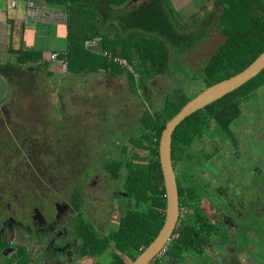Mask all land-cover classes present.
Listing matches in <instances>:
<instances>
[{
	"label": "trees",
	"instance_id": "1",
	"mask_svg": "<svg viewBox=\"0 0 264 264\" xmlns=\"http://www.w3.org/2000/svg\"><path fill=\"white\" fill-rule=\"evenodd\" d=\"M31 1L37 6H41L39 3L43 6L53 4L63 9L67 44L64 50L53 51V49L49 60L43 59L39 62L40 68L33 66L31 69L26 68L21 71L18 64H0V73L15 86V91L17 88L20 89L15 94L16 99L27 101V113L15 114L14 117L21 120L15 124L21 127L20 124H24L22 121L27 119L30 127L39 126L40 132L44 129L42 133L38 131L35 133L32 131L33 128L29 129L32 133L28 130L23 132L10 123L11 134L5 130L0 132V148H4L2 143L11 142L10 136L18 143L21 142L25 150L27 141L31 142V148L36 146L37 151L42 148L40 151L42 153L47 148H44V145L50 144L62 153L63 159L60 166L64 170L73 168L74 171L86 172L91 168L96 169L99 161L102 160L105 172L113 179L121 181L124 190L128 193L127 199L141 193L145 200H149V211L144 214L143 225H127L129 231L143 234L138 246L137 239L134 237L127 240L128 245L137 246L138 249L144 246L147 250L160 236L166 223L168 201L160 155L164 130L189 101L207 88L238 74L264 51V0H213L210 6L206 7L202 4L197 11L194 10L190 14L184 10V14H187L185 17L176 13L171 0H141L139 2L138 0H27V4ZM212 5L221 7L215 18L211 17L212 12L209 10ZM214 22L217 23L218 30L226 36L223 44L198 72L191 68L198 75L197 77L187 81V78L183 80L184 75H181L179 84L166 95L160 109H146L140 126L126 128L124 124H117L113 135L115 138H105L107 128L100 125L99 131H103L104 135L101 137L96 135L99 139L85 135L74 136V125H72L74 123L65 125L63 130H57L55 127L48 128L52 124H65L64 121L54 120L55 115L49 114L51 115L47 117L49 121L44 118L50 111V98L54 87L51 79L56 75L70 74L75 77L84 75L85 78L86 75H90L89 73H94L96 75L93 76L105 75L113 79L126 73L134 92L139 93L141 88L146 92L151 91L153 86L150 82L164 76L170 63L174 65L179 62L180 64L182 58L193 53L211 36ZM97 38H99L97 45L88 44L90 40ZM24 52L32 53L34 56L33 52L37 51L32 49ZM38 52L39 56L43 55L42 50ZM55 52L59 53L60 59L67 62L66 72H62L59 62L52 59V54ZM121 61H126L128 65H123ZM51 65H57L59 74L52 71ZM19 71L22 76L28 78L26 83L17 77L13 81L10 74L15 72L20 77ZM66 81L68 84L73 82L69 79ZM181 85L186 87L200 85L202 90L197 94ZM263 87L264 70L241 87L189 116L175 132L173 160L178 175L181 202L185 206L187 200L192 197V208L199 210L197 215L200 218L191 219L188 216L186 224L190 226H184L176 232L178 238L171 243L166 257L157 264H177L185 260L188 254L198 259L202 257V251L206 249L204 223L207 222L201 213L204 206L202 202L204 194L201 193V183L185 171L184 164L191 163V166L197 170L202 167L213 168L211 162H217V166L219 165L216 154L217 141L222 144L228 143L239 149V144L247 146V138L259 137L252 135V130L257 127L261 131L264 130L261 123L264 116L260 118L256 110L255 120L245 127L247 130L245 133L238 134L234 130L245 119H251L245 115L241 104L251 100ZM147 99L151 101V96L147 95ZM29 103H31L30 106ZM84 103L88 101L85 100ZM59 104L60 102H58L60 107ZM14 109L10 108L8 112ZM57 115L64 118L69 116L61 110ZM31 117H35L37 121H30ZM105 118L113 121L109 117ZM83 131L76 127L78 134H82ZM109 131L111 134L110 127ZM53 134L57 135L53 136ZM245 134H248L246 139ZM205 135H211L209 139L204 137L208 145H212V148L209 146L207 148L209 153L195 148L196 140ZM87 140L93 145L90 146ZM128 142L133 144V149L137 148L142 152L130 149L127 146ZM246 148L245 151L248 150V147ZM220 149L222 150L221 147ZM240 149L241 153L238 150L236 154L237 166L240 165L238 160L242 161L243 156L247 155L250 158L257 156L252 151L248 155V152L242 151V147ZM97 150H108L110 153L99 158L101 156L95 155ZM262 156L264 160V154ZM258 157L261 161V156ZM4 159L5 157L0 161ZM42 159L43 154L40 160ZM30 161L34 162L33 157ZM46 162L56 165V160L51 154H47ZM91 162L94 163L91 164ZM251 164L261 166L254 161ZM228 167L230 168V165ZM25 168L28 169L26 166ZM63 174L65 177H71L70 171H65ZM187 188L191 191L187 192ZM156 207L162 210L158 220L155 218ZM130 212L133 216L136 215V211L132 210L129 211V217ZM212 234L213 231L210 235ZM210 239H207L208 243ZM101 242L103 239L95 238L93 249L96 253L98 250V252L105 250V247L100 245ZM167 258L171 261L166 262ZM115 264L125 263L116 262Z\"/></svg>",
	"mask_w": 264,
	"mask_h": 264
},
{
	"label": "flooded vegetation",
	"instance_id": "2",
	"mask_svg": "<svg viewBox=\"0 0 264 264\" xmlns=\"http://www.w3.org/2000/svg\"><path fill=\"white\" fill-rule=\"evenodd\" d=\"M250 118L249 124L255 120L253 117ZM5 122L1 123L5 125H1L0 129L11 134L10 123L13 121L6 120ZM261 123H263L262 120ZM6 125L10 128L7 129ZM241 125L245 127L246 122L236 127L235 133ZM14 127H18L17 124ZM246 131L244 129L239 133ZM105 133L107 134L105 138H115L113 130L111 134L109 129ZM209 136L205 135L202 138L208 137L209 139ZM9 138L11 142L2 143L4 149L8 151H5L4 156H0V160L5 157L3 161H0V264H115L116 262L134 264L139 259L146 251L144 246L139 249L137 247L143 234L129 231L128 226L143 225L144 214L149 211V200H145L141 193L127 199L128 193L124 190L121 181L113 179L105 172L102 160L99 161L96 169L91 168L86 172L74 171L73 168L64 170L60 166L61 159L53 154V150L47 149L46 145L42 153L40 152L42 148L37 151L36 146L31 148V142L27 141L25 150L21 142L18 143L12 136ZM87 141L90 146L93 145L92 142ZM220 144L222 143L217 141V152L222 151ZM208 146L212 148L211 144L206 145L207 148ZM206 147L203 146L201 152H206ZM222 147L227 148L228 151L233 149V146L228 143ZM241 147L245 152L244 145ZM95 153L97 157L103 158L110 152L97 150ZM42 154L43 159L40 160ZM47 154L54 156L55 166L46 162ZM13 155H17L20 162L13 160ZM31 157L34 162L30 161ZM218 161V166L217 162L213 164L211 162L214 167L208 168L206 170L208 174H202L201 178H197V174L193 171H203L205 167L200 170L195 167H191L190 171L185 170L201 183V193L204 194L202 201L204 206L201 213L207 221L204 223V226L206 225L204 244L206 249H203V255L198 262L188 254L185 260L177 264H189V262L195 264H264V221L256 217L261 223H257L258 227L252 223L247 225L248 215H251L247 212V209L251 208V204L247 203V196L264 205V193L260 190L264 191V184L261 186L259 183L260 179L264 182V165L243 166L240 162V166H237L236 156L230 161V168L225 167L224 161L219 157ZM188 164L190 163L184 165ZM215 168L217 170L214 172ZM65 171L71 172L74 183L58 186L60 189L47 183L46 175L65 177L63 174ZM103 180L105 182L101 183ZM55 190L60 194L65 191L66 198L65 200L58 199L56 205L52 207L49 203L53 201L51 193ZM95 191L98 192V196L95 197L98 198L96 203L92 201L90 194L91 192L94 195ZM190 191L191 189L187 188V192ZM181 199L180 194L181 218L176 232L184 226H190L186 224L188 216L191 219L200 218L197 215L199 210L192 208V197L187 200L185 206L182 205ZM216 200H219L217 205L221 204V207L216 206V209H213L212 203ZM87 205L93 207L99 215L103 211L98 221H94L97 218L94 214L91 216ZM132 210L136 211V215L133 216L130 212L129 217V211ZM155 210V218L158 220L162 210L157 207ZM261 212H264V208H261ZM255 213L260 217L259 212L255 211ZM73 224L82 231L73 229ZM212 231L213 234L210 235ZM176 232L173 241L178 238ZM81 237L85 242L83 244L79 243ZM130 237L137 239L136 247L128 245L127 240L131 239ZM95 238L103 239L100 245L105 247V250L96 253L93 249ZM208 238H211L210 243L207 241ZM120 246L123 248H119ZM81 248L84 250L82 253ZM169 248L151 264H157L158 261L164 259ZM253 251L258 252L255 256L256 260L251 258ZM190 256L191 259H189ZM169 260L167 258L165 261L170 262ZM200 260L205 263H201Z\"/></svg>",
	"mask_w": 264,
	"mask_h": 264
},
{
	"label": "rangeland",
	"instance_id": "3",
	"mask_svg": "<svg viewBox=\"0 0 264 264\" xmlns=\"http://www.w3.org/2000/svg\"><path fill=\"white\" fill-rule=\"evenodd\" d=\"M141 0H138V2ZM213 0H171L172 6L174 7L176 13L179 15L182 14V17H185L184 10L188 12L189 14L192 13L194 10L197 11L198 7L202 4H205L206 7L210 6L212 4ZM198 3V4H197ZM20 7L22 9H25L26 3L21 0L19 2ZM186 5V6H185ZM209 10L212 12L211 17L215 18L218 15L219 9L221 7H215L214 5L211 6ZM186 8V9H185ZM180 11V12H179ZM177 15V16H178ZM63 17L65 19V13H54L53 18L51 19H57V18ZM49 18H47L48 20ZM218 20V18H217ZM39 23H49V22H39ZM35 24H37L35 22ZM52 25H50L51 27ZM52 35V34H51ZM225 34L222 31L218 30L217 23L214 22L213 28L211 30V36L207 38V40L201 44L200 47H198L193 53L187 55L185 58H182L180 61L181 63L179 64L176 63L173 65V63L169 64V69L166 71V74L164 76H160L154 81H151L150 84H152L151 91L146 92L143 90V88L140 89L139 93H136L132 90V84L130 81V78L128 74L122 73L118 75L117 77L111 79L109 77H106L105 75H96L94 73H89L90 75H86L84 78V75L80 76H73L70 74L62 75L59 74V70L57 65H51L53 66L52 71H54L56 74H59L58 76L56 75L53 77L51 82L54 84V87L52 88V96L50 98V111L47 112L46 116L44 118L48 120L47 117L51 115H55L56 117H53L54 120H57L58 122L64 121L65 124H58L54 125L52 124L51 126H48V128L52 129L53 127L57 128V130H63L64 126L67 124H72L74 125V136H93L94 138L96 135H99L100 137L103 136V131H99V126L102 125L104 128H107L113 130L115 132L117 124H124L126 128H132L134 126H140L142 124L141 119L144 116V112L146 109H151V110H157L160 109L163 104L166 95L173 89L175 85H178L180 82V77L183 74V80L187 78V81L189 79H193L197 77L196 73L194 71H199L202 66L209 61L212 56L217 52L218 48L220 45L223 44L225 41ZM52 41H56L54 38H49L45 39L43 41V38H39V44L43 43V55L49 59L52 50L54 48L60 49L61 45L60 43H56L55 45L52 43ZM37 46H39L37 44ZM40 47V46H39ZM40 49V48H39ZM179 65V66H178ZM194 70H192V69ZM62 72H65L62 68H60ZM72 80L73 82L68 84L66 80ZM185 89L188 87L190 88L189 91H193L194 93H199L200 90V85L199 86H190L187 85H181ZM11 87V86H10ZM20 90L19 88H17ZM17 92V90H16ZM147 95L151 96V101L147 99ZM72 96V98H71ZM87 100L88 103H84V101ZM58 102H60V107L58 106ZM16 103L18 104V107H14L15 109L12 112H7V113H1L0 111V127L4 126L1 123H6L5 121L11 120L13 121V124L17 123L19 119H16L14 116L15 114H21V113H27V101H22V100H16ZM26 103V104H25ZM23 104V105H21ZM31 103H29L30 106ZM14 106V105H13ZM241 106L244 107V111L246 116L253 117L255 118V110L258 113V116L260 118L264 116L263 110L264 109V87L259 89L256 94L251 98V100L244 102L241 104ZM9 108V107H8ZM249 109V110H248ZM257 109H259L257 111ZM60 110L64 114H69V116H66L65 118L57 115L60 113ZM56 111V112H55ZM51 114V115H49ZM253 114V115H252ZM252 115V116H251ZM105 117H109L113 121H109V119H106ZM23 119V118H22ZM21 121V120H20ZM19 121V122H20ZM30 121L35 122L37 121L35 117H31ZM263 121V129H264V117L262 118ZM115 123L112 125V123ZM246 125L250 123L249 119H245ZM24 124H20L21 127H18L19 130H22L23 132L27 130L32 133L29 129L33 128L32 131L35 133L38 131L39 133L41 129L39 126L30 127V125L27 122V119L22 121ZM26 124V125H25ZM2 125V126H1ZM19 125V124H18ZM29 125V126H28ZM76 127H79L83 129L84 131L82 134H78L76 132ZM244 126H240V128L237 130V133H239L241 130H246ZM6 128L9 129L10 126L6 125ZM120 129V128H119ZM118 129V132H119ZM2 129H0L1 132ZM102 132V133H101ZM34 134V133H33ZM57 134H53L55 136ZM252 135L259 136V137H253V138H247L248 134H245V139L247 142V146L244 145V148L248 150L245 152H248L247 154L250 155L251 151L257 156L254 157H249V156H243V160L239 161L238 163L242 162L243 166H249L251 162L259 163L261 166L264 165V160H263V154H264V130L261 131L260 128H255L252 130ZM211 138V135L209 136ZM31 139V138H30ZM86 139V138H85ZM96 139H99L96 137ZM57 141V136L55 137V142ZM208 142L204 138H198L196 140L195 148L202 150L203 146L206 147ZM230 145V144H229ZM128 146L130 149H133L134 146L130 142H128ZM221 146H226V144ZM233 146V145H232ZM238 147L233 146V149L228 151L227 148L222 147V151L217 152V156L224 161V166L228 167L230 164V161L234 156H236L237 151L241 153L240 147L242 146L241 144L238 145ZM47 149L53 150V154L58 158V159H63V155L61 152L56 150L54 147H52L50 144H46ZM207 148V147H206ZM16 149V148H15ZM65 150V147H64ZM137 152H142L140 149H133ZM5 151L7 152V149L0 148V156H4ZM244 151V150H242ZM22 153H24L23 150H21ZM206 153H209V150H206ZM103 154V152H102ZM97 156V154L95 153ZM53 158L54 156L51 155ZM261 156V161H259V157ZM257 158V160H256ZM13 160H18L20 162V159L17 156L12 157ZM55 159V158H54ZM255 159V160H251ZM215 162H212V164ZM191 164V163H190ZM190 164L184 165V169L190 171L191 167ZM240 166V165H238ZM250 166H255L254 164ZM193 168V167H192ZM210 168V167H208ZM199 172L193 171L194 174H197V178L203 177L202 174H208L207 169ZM217 170V168L214 169V172ZM46 172V171H45ZM45 178L47 179V183H51L54 185V188L60 189L58 186H63L66 183L71 184L74 183V178L72 177H63V176H53V175H46ZM67 181H66V179ZM210 181V180H209ZM105 180L101 181V183H104ZM211 182V181H210ZM212 183V182H211ZM260 185L262 186L264 182L260 179L259 180ZM98 190V189H97ZM263 193L264 191L260 189ZM64 192V193H63ZM60 194L57 192V190L53 191L51 193V196L53 198V201L50 202V206H55L58 201V199L65 200L66 198V192L63 191ZM94 193V192H93ZM91 194V199L95 203L97 202L98 198H95L98 196V192L95 191L94 195L90 192ZM91 201V200H90ZM219 203V200H216V202L212 203L213 209H216L217 207H221L220 205H217ZM247 203L251 204V208L247 209V212L251 215H248L249 219L247 221L248 223H252L255 226L258 224H261L258 222L256 217L259 219L261 218L262 221H264V212H261V208H264V205L262 202L255 201L253 198L247 196ZM106 206V205H104ZM235 206V205H234ZM89 208V213L94 214L96 216V220L98 221V218L103 214V211L100 213L97 212L93 207L87 205ZM96 211V212H95ZM255 211L259 212V216H256ZM73 229L75 228L76 230H80L79 227L72 225ZM258 227V226H257ZM220 228H222V224H220ZM88 235H90L88 233ZM241 241V239H239ZM81 244L85 243L83 241V238L81 237ZM239 247V246H238ZM83 248H81V253L83 252ZM99 251V250H98ZM258 252L253 251L251 258L253 257L254 260H256L255 256ZM211 255V253H209ZM193 260L196 262L199 261V259L195 256L192 257ZM191 259V256L190 258ZM202 259V258H201ZM209 259V258H208ZM242 259V258H241ZM86 260V259H84ZM170 261V260H169ZM201 263H205V261L200 260ZM85 262V261H83ZM189 262V261H188ZM187 262V263H188ZM189 264H195V263H190Z\"/></svg>",
	"mask_w": 264,
	"mask_h": 264
},
{
	"label": "crops",
	"instance_id": "4",
	"mask_svg": "<svg viewBox=\"0 0 264 264\" xmlns=\"http://www.w3.org/2000/svg\"><path fill=\"white\" fill-rule=\"evenodd\" d=\"M21 1V0H20ZM26 3L27 0H23ZM49 12L65 13L60 6L47 4L43 6ZM26 7L22 9L20 4L15 9L10 7L9 0H0V64H18L19 70L24 71L26 68L37 67L40 68V61L47 59L44 55L39 56V50H43V43L39 44V38L45 39L54 38L56 41H52L55 45L60 43L61 48H54L53 51L64 50L66 48L67 40L65 38L64 26L66 19L63 17L57 19H48L49 23H37L26 20ZM50 25H52L50 27ZM52 34V35H51ZM37 44L40 46H37ZM40 48V49H39ZM32 53L23 51H31ZM52 51V52H53ZM13 72V81L17 79L26 83L27 77L22 76L19 71ZM11 86V87H10ZM17 92L20 90L16 89ZM16 91L15 86L8 82L6 77L0 73V111L1 113L7 112L10 108L16 107ZM14 105V106H13ZM9 107V108H8Z\"/></svg>",
	"mask_w": 264,
	"mask_h": 264
},
{
	"label": "water",
	"instance_id": "5",
	"mask_svg": "<svg viewBox=\"0 0 264 264\" xmlns=\"http://www.w3.org/2000/svg\"><path fill=\"white\" fill-rule=\"evenodd\" d=\"M264 70V51L244 70L207 88L191 101L168 123L161 139L160 155L167 191V216L165 227L156 241L134 264H151L164 254L174 239L181 218L178 177L173 160L174 135L189 116L211 105L228 93L241 87Z\"/></svg>",
	"mask_w": 264,
	"mask_h": 264
},
{
	"label": "built area",
	"instance_id": "6",
	"mask_svg": "<svg viewBox=\"0 0 264 264\" xmlns=\"http://www.w3.org/2000/svg\"><path fill=\"white\" fill-rule=\"evenodd\" d=\"M20 0H9L10 3V7L12 9H15L16 7H18ZM55 12H49L48 10H46L44 7L42 6H37L35 5L32 1L28 2L27 4V8H26V20L30 21V22H44L47 20V18L51 19L53 18V14ZM99 41V38L95 39V40H90V45H97ZM110 57V56H109ZM111 58V57H110ZM52 59L57 60L60 64V67L66 72L67 71V62L63 59L59 58V53L55 52L52 54ZM123 65H128V63L126 61H121Z\"/></svg>",
	"mask_w": 264,
	"mask_h": 264
}]
</instances>
